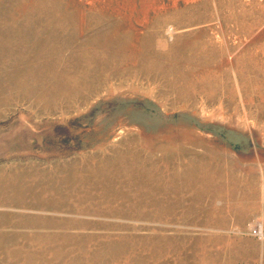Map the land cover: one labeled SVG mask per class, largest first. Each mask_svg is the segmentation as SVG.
Returning a JSON list of instances; mask_svg holds the SVG:
<instances>
[{
    "label": "rangeland",
    "instance_id": "rangeland-1",
    "mask_svg": "<svg viewBox=\"0 0 264 264\" xmlns=\"http://www.w3.org/2000/svg\"><path fill=\"white\" fill-rule=\"evenodd\" d=\"M0 264H264V0H0Z\"/></svg>",
    "mask_w": 264,
    "mask_h": 264
},
{
    "label": "built area",
    "instance_id": "built-area-1",
    "mask_svg": "<svg viewBox=\"0 0 264 264\" xmlns=\"http://www.w3.org/2000/svg\"><path fill=\"white\" fill-rule=\"evenodd\" d=\"M255 233L259 234L260 233V230L259 229H256Z\"/></svg>",
    "mask_w": 264,
    "mask_h": 264
}]
</instances>
